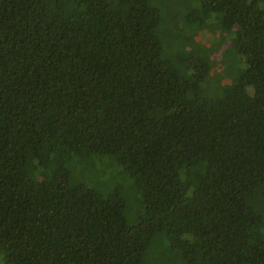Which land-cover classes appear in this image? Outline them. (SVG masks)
<instances>
[{
  "label": "trees",
  "instance_id": "1",
  "mask_svg": "<svg viewBox=\"0 0 264 264\" xmlns=\"http://www.w3.org/2000/svg\"><path fill=\"white\" fill-rule=\"evenodd\" d=\"M0 256L264 264V0H0Z\"/></svg>",
  "mask_w": 264,
  "mask_h": 264
},
{
  "label": "rangeland",
  "instance_id": "2",
  "mask_svg": "<svg viewBox=\"0 0 264 264\" xmlns=\"http://www.w3.org/2000/svg\"><path fill=\"white\" fill-rule=\"evenodd\" d=\"M197 40L206 44L209 47L212 46V44H214L215 46H220V50L215 51V53H213V59L215 61L213 74L222 73L224 70V67L221 63L222 53L225 48H227L230 44L228 37L226 35H220L219 30H215L214 32L210 33L204 31L197 36Z\"/></svg>",
  "mask_w": 264,
  "mask_h": 264
}]
</instances>
